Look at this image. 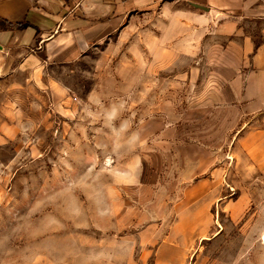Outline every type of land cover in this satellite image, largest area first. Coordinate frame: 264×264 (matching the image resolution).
<instances>
[{
    "label": "rangeland",
    "instance_id": "obj_1",
    "mask_svg": "<svg viewBox=\"0 0 264 264\" xmlns=\"http://www.w3.org/2000/svg\"><path fill=\"white\" fill-rule=\"evenodd\" d=\"M180 13H138L43 91L0 78V264H264L238 144L260 118L220 106L219 49Z\"/></svg>",
    "mask_w": 264,
    "mask_h": 264
},
{
    "label": "crops",
    "instance_id": "obj_2",
    "mask_svg": "<svg viewBox=\"0 0 264 264\" xmlns=\"http://www.w3.org/2000/svg\"><path fill=\"white\" fill-rule=\"evenodd\" d=\"M156 8L199 25L198 40L188 42L194 50L204 46L206 61L219 49L210 79L219 84L221 107L260 118L238 144L253 170L263 172L264 0H0V78L21 73L28 88L43 91L52 86V66L74 63Z\"/></svg>",
    "mask_w": 264,
    "mask_h": 264
},
{
    "label": "bare ground",
    "instance_id": "obj_3",
    "mask_svg": "<svg viewBox=\"0 0 264 264\" xmlns=\"http://www.w3.org/2000/svg\"><path fill=\"white\" fill-rule=\"evenodd\" d=\"M262 240H263V242H264V232H263V234H262Z\"/></svg>",
    "mask_w": 264,
    "mask_h": 264
},
{
    "label": "water",
    "instance_id": "obj_4",
    "mask_svg": "<svg viewBox=\"0 0 264 264\" xmlns=\"http://www.w3.org/2000/svg\"><path fill=\"white\" fill-rule=\"evenodd\" d=\"M196 7H197V8H200V9H204V8H203V7H201V6H197V5H196Z\"/></svg>",
    "mask_w": 264,
    "mask_h": 264
}]
</instances>
